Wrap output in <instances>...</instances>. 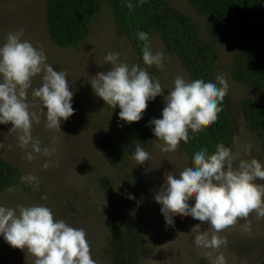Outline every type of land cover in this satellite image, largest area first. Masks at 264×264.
Listing matches in <instances>:
<instances>
[{
    "label": "rangeland",
    "instance_id": "1",
    "mask_svg": "<svg viewBox=\"0 0 264 264\" xmlns=\"http://www.w3.org/2000/svg\"><path fill=\"white\" fill-rule=\"evenodd\" d=\"M177 10L187 14L196 23L201 34L205 32L202 17L186 0H166ZM46 0H0V45L7 35L20 29L24 30V39L34 46H42L47 56V63L54 70L65 71L70 88L74 92V114L61 125V130L48 129L45 126V110L37 98L32 97V89L42 84V76L32 79L28 90L27 102L30 111L41 114L40 124H33L32 135L40 141L41 148L54 149L49 157L35 154L29 162L26 150L18 143V133L9 131L11 123L0 124V157L18 167L22 176L32 174L39 178V190L33 187L32 194L12 191L0 192V205L16 207L17 205H44L49 207L54 218L64 220L70 226L83 228L90 245V252L96 264H112L102 251L106 246L107 225L118 219L111 203L115 201L126 214L141 217V227L145 234H153L141 242L140 264H214L217 255L223 253L227 264H264V217L255 212L244 218H238L235 225L215 233L206 223L193 219L190 215H176L175 223L165 227L160 205L153 199L155 193L164 183V176L169 172H179L191 166L179 148L176 151L162 152L160 141L153 138L148 145H142L150 153L144 165H138L129 155L128 165L111 167L101 156L98 137L102 131L119 143L128 141L126 123L118 118L119 108L112 109L97 97L90 81L101 71L110 69L104 57L109 52L120 53L121 62L129 66L139 64L150 76L156 78L164 88H171L177 75L191 81L180 61L167 53L160 38L152 35L149 46L165 54L164 68L147 66L139 60L130 43L114 31L110 7L103 5L92 23L88 36L77 46L60 48L56 46L47 33L45 18ZM218 45L219 60L217 74H222L228 82L227 104L235 123V131L228 147L240 159H248L245 148L252 145V156L264 162V153L260 150V141L254 129L245 121L240 112V103L244 97L253 94V90L231 79L228 68L236 49V42L225 37ZM167 89H165V95ZM148 104L163 108V97L157 96ZM120 125H123L122 127ZM239 161L237 160L236 163ZM48 163L47 168L43 167ZM235 166V165H234ZM129 175L131 183L127 184L124 174ZM109 175L115 191L108 199L97 189V177ZM134 178V179H133ZM257 184L264 181L257 180ZM25 187L28 185L24 183ZM23 190V189H21ZM134 191L135 194L132 193ZM132 194L135 199H128ZM46 197V199H42ZM120 214H124L123 212ZM207 232L209 237L217 234L227 239V245L220 249H206L194 244V236ZM157 236V237H155ZM34 258L25 251L15 249L0 238V264H33Z\"/></svg>",
    "mask_w": 264,
    "mask_h": 264
},
{
    "label": "clouds",
    "instance_id": "2",
    "mask_svg": "<svg viewBox=\"0 0 264 264\" xmlns=\"http://www.w3.org/2000/svg\"><path fill=\"white\" fill-rule=\"evenodd\" d=\"M126 6L131 9L132 0H126ZM136 35L145 42L141 49L143 63L162 70L165 54L153 52L147 32L140 30ZM23 36V29L10 32L0 45V124L11 123L9 131L18 133L19 146L26 150V159L31 162L35 154L49 157L54 151L41 148L40 141L32 135L33 124H40L43 114L48 129L61 130L62 123L75 112L74 92L66 79L68 74L54 70L47 63L42 46H34ZM119 56L118 52L106 54L104 60L111 67L98 72L90 81L93 92L113 110L118 107L119 120L128 124L143 118L149 101L163 97L160 118H150L147 122L155 139L161 142L158 147L162 152L176 151L181 141H189V130L199 133L205 125L217 121L229 88L222 74L207 82L203 78L189 82L177 75L173 86L164 88L139 64L129 66ZM37 75L42 76V84L32 89L31 95L45 110L41 114L30 111L27 102L32 79ZM245 152L250 158L240 159L224 143L216 144L211 154L206 147L197 149L191 166L183 168L178 175L169 172L164 176L163 186L153 199L161 206L165 227L174 225L176 215H190L218 234L252 212L264 217V184L255 182L264 181V162L252 156L251 144ZM130 153L138 165H144L150 158L141 144H135ZM48 166L43 164L44 168ZM20 180L39 190L37 176L26 174ZM127 198L134 200L135 196L128 194ZM217 234L209 237L207 232H200L193 242L197 247L220 249L227 245V239ZM0 238L11 247L31 254L33 264H96L85 230L55 219L52 210L44 205L14 208L0 205ZM214 264H227L223 253L216 256Z\"/></svg>",
    "mask_w": 264,
    "mask_h": 264
},
{
    "label": "trees",
    "instance_id": "3",
    "mask_svg": "<svg viewBox=\"0 0 264 264\" xmlns=\"http://www.w3.org/2000/svg\"><path fill=\"white\" fill-rule=\"evenodd\" d=\"M205 23L204 34L185 13L171 6L166 0H46L45 18L51 41L60 48L77 47L90 33L92 23L103 5L110 7L114 31L130 43L134 53L142 60L144 41L137 38L140 30L149 38H160L165 51L175 56L191 81L215 79L219 60L218 45L225 37L236 42L228 73L235 82L253 90L240 103V112L256 132L260 150L264 153V0H186ZM219 86V85H218ZM220 107L218 119L205 125L199 133L189 130V141L179 144V150L192 164L197 149L207 148L209 154L218 143L226 146L235 131L227 104V95ZM159 106L148 104L139 122L126 123L128 141L119 143L104 133L98 137L99 152L114 168L128 165L130 151L135 144L148 145L154 135L147 126L150 118H160ZM21 170L0 157V192L30 193L33 187L21 182ZM129 184V175L124 174ZM134 179V178H133ZM114 182L109 175L97 177V189L113 200ZM23 189V190H21ZM133 194L134 191H132ZM118 219L107 225L106 246L102 253L112 264H140L141 242L151 238L141 227L142 218L126 214L115 201L110 202ZM124 214H120V213ZM157 237V236H155Z\"/></svg>",
    "mask_w": 264,
    "mask_h": 264
}]
</instances>
